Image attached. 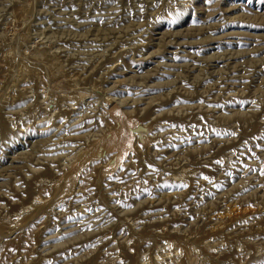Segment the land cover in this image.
I'll return each instance as SVG.
<instances>
[{"label": "rangeland", "instance_id": "obj_1", "mask_svg": "<svg viewBox=\"0 0 264 264\" xmlns=\"http://www.w3.org/2000/svg\"><path fill=\"white\" fill-rule=\"evenodd\" d=\"M0 264H264V0H0Z\"/></svg>", "mask_w": 264, "mask_h": 264}, {"label": "bare ground", "instance_id": "obj_2", "mask_svg": "<svg viewBox=\"0 0 264 264\" xmlns=\"http://www.w3.org/2000/svg\"><path fill=\"white\" fill-rule=\"evenodd\" d=\"M208 246H209V245H208ZM166 248H167V247H166ZM210 248H211V247H210ZM176 250H177V249H176ZM178 251H179V250H178ZM189 252H190V251H189ZM174 254H175V252H174ZM154 255H155V254H154ZM165 255H167V253L163 251L161 254L159 253V254L156 255V259H159V260H160V259H162V257L165 256Z\"/></svg>", "mask_w": 264, "mask_h": 264}]
</instances>
